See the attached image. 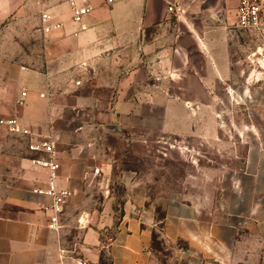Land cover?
Instances as JSON below:
<instances>
[{
    "label": "crops",
    "instance_id": "obj_1",
    "mask_svg": "<svg viewBox=\"0 0 264 264\" xmlns=\"http://www.w3.org/2000/svg\"><path fill=\"white\" fill-rule=\"evenodd\" d=\"M87 1L80 23L69 3L48 10L63 27L45 35L39 0H0V107L55 137L58 189L73 198L90 185L95 205L68 251L61 222L50 228L52 199L34 193L47 187V172L32 168L27 149V171L0 191V264H157L159 226L187 264H259L246 244H264V133L246 117L242 129L228 109L264 111V0L259 35L236 27L240 0ZM169 4L185 12L178 22ZM96 132L151 170L153 162L184 170L161 219L147 191L153 174L118 175Z\"/></svg>",
    "mask_w": 264,
    "mask_h": 264
},
{
    "label": "rangeland",
    "instance_id": "obj_2",
    "mask_svg": "<svg viewBox=\"0 0 264 264\" xmlns=\"http://www.w3.org/2000/svg\"><path fill=\"white\" fill-rule=\"evenodd\" d=\"M39 1L47 10L61 7L70 2V0ZM157 3L156 4L159 5V1ZM65 13L68 14V8H66ZM171 19L173 20L172 23L178 22L175 16H172ZM258 43L261 44L260 46L262 48H264V43L262 41H259ZM218 93H220V91ZM16 104L19 107H25L26 101L20 98ZM228 113H237L240 115L239 124L242 129H246V123L241 121V117H246L248 124L259 126L264 133V111L259 110L251 112L244 108L235 111L228 109ZM10 116L18 117L15 113L11 112V107H0V119ZM69 118H72V116L70 115ZM74 121L75 120L70 119L64 121L66 128L74 129ZM105 135L106 134L103 132H96L97 140L100 142V149L97 150L107 151V157L115 162L118 175H123V172H127L126 170L131 167H134V169H144L145 172L153 174L155 180H153V184L148 187L147 191L150 194L149 199L151 201L152 211L156 215L157 219H161L163 216L165 198L173 186L176 185L177 180L175 179L180 178L184 170H182L180 166L174 164L175 166L167 165L164 170H162L163 165H161V170L159 171L156 169L155 162H153L151 170V165L149 164L150 162L145 161V163H141L139 159H134L127 153L126 150L123 149L122 145L116 139L112 137L106 138ZM43 136L51 137L54 141H56L55 137H53L50 133H45ZM29 157L30 155L27 153V141L25 139L11 136L0 128V191L6 190L13 182L19 179L27 171L26 169L28 168H25V165H30L27 161ZM33 167L34 166L32 165V168ZM32 168H30L29 171H34ZM158 175L159 178H157ZM77 188L80 192L73 198H68L66 200L61 213V238L68 251L72 250V248L75 247V244L80 241L82 230L79 228V219L84 216L86 212H89L93 206H95L94 202H90V199L94 195L93 187L88 185L86 187L78 186ZM115 190L118 195H122L124 193L123 184L118 185ZM160 232L159 226L158 232L155 233L153 240V250L157 259V264H187V261L182 258L180 254L177 255L175 252L177 247L167 244L162 238ZM246 246L249 249L253 248L256 249V251H259V264H264V244L248 243ZM104 264H108V261H104ZM196 264H201V261H197Z\"/></svg>",
    "mask_w": 264,
    "mask_h": 264
},
{
    "label": "built area",
    "instance_id": "obj_3",
    "mask_svg": "<svg viewBox=\"0 0 264 264\" xmlns=\"http://www.w3.org/2000/svg\"><path fill=\"white\" fill-rule=\"evenodd\" d=\"M125 1L128 0H104V3L110 6ZM69 4L71 19L75 23H80L92 10L87 0H70ZM261 11V5L258 0H240L236 11V27L258 35L261 32ZM168 12L175 16L177 20L185 13L178 5L171 4L168 5ZM62 27L63 22L58 16L51 14L48 10L40 13V30L43 34H51ZM22 96L26 97L27 93L23 92ZM40 97L43 98L45 95L41 94ZM0 127L8 134L26 139L28 141V151L35 155V158L31 160L32 165L47 172V187L45 189L37 188L34 193L45 195L52 199V206L46 208V210L51 209L53 212V216L50 219V228L58 229L64 203L71 193L67 190H59L57 187L60 165L55 151L56 142L51 137L40 135L35 130L24 126L17 117L0 119ZM76 264L91 263L79 258L76 260Z\"/></svg>",
    "mask_w": 264,
    "mask_h": 264
},
{
    "label": "water",
    "instance_id": "obj_4",
    "mask_svg": "<svg viewBox=\"0 0 264 264\" xmlns=\"http://www.w3.org/2000/svg\"><path fill=\"white\" fill-rule=\"evenodd\" d=\"M111 131H115V128L114 127H109Z\"/></svg>",
    "mask_w": 264,
    "mask_h": 264
},
{
    "label": "trees",
    "instance_id": "obj_5",
    "mask_svg": "<svg viewBox=\"0 0 264 264\" xmlns=\"http://www.w3.org/2000/svg\"><path fill=\"white\" fill-rule=\"evenodd\" d=\"M155 235V234H154ZM154 235H153V240H154ZM153 240H152V249H153Z\"/></svg>",
    "mask_w": 264,
    "mask_h": 264
}]
</instances>
